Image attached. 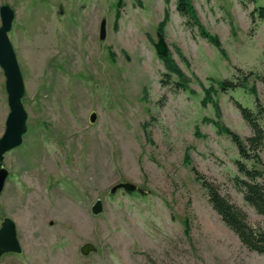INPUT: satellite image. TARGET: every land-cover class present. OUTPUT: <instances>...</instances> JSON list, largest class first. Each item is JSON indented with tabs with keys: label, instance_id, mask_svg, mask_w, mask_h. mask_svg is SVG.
Returning <instances> with one entry per match:
<instances>
[{
	"label": "rangeland",
	"instance_id": "374dc122",
	"mask_svg": "<svg viewBox=\"0 0 264 264\" xmlns=\"http://www.w3.org/2000/svg\"><path fill=\"white\" fill-rule=\"evenodd\" d=\"M118 1L0 0L14 10L8 37L27 112L22 143L4 155L0 193V222L14 221L22 253H6L0 264H264L213 210L191 171L195 166L249 225L264 230V216L235 185L243 177L236 146L220 131L251 134L234 100L255 110L254 96L217 86L236 68L264 76V20L249 15L264 0L246 8L241 0H191L219 45L186 24L177 0ZM157 32L185 89L175 88L181 78L154 47ZM165 72L171 79L163 84ZM248 82L264 105L262 82ZM8 112L0 68V136ZM259 154L264 163V141ZM122 181L147 193L111 194ZM85 242L96 250L83 255Z\"/></svg>",
	"mask_w": 264,
	"mask_h": 264
},
{
	"label": "trees",
	"instance_id": "16d2710c",
	"mask_svg": "<svg viewBox=\"0 0 264 264\" xmlns=\"http://www.w3.org/2000/svg\"><path fill=\"white\" fill-rule=\"evenodd\" d=\"M254 2L255 0H241V4L244 8H246L248 4ZM119 5H121V0L118 1V6ZM176 9L181 16L186 18L187 25H196L203 38L215 45H219L218 38L201 26L191 0H177ZM249 15L252 22H254L255 18L264 20V6H254L249 12ZM159 29H161V26ZM162 57L167 63V69L181 78L180 81H173L175 88L185 89L186 84L181 71L176 67L168 54ZM170 72L163 73L166 80L161 79V83L164 84L165 81L170 82ZM252 76L259 79L264 87L263 75L255 74L252 71L244 73L240 68H236V72L232 77L217 82L218 89L222 92L234 90L236 88H243L247 93L254 96L255 110H252L249 107L242 105L237 100H234V104L238 108L242 118L250 127L251 134L241 138L237 133L224 126H220V131L230 138L238 152V158L234 160V164L238 173L243 177H234L236 187L242 192L243 199L253 207L258 214L264 216V163L259 154L264 141V130L261 125V121H264V105L257 95L255 85H249L248 81ZM210 90L211 88L205 89L207 100L211 99L209 98ZM247 161H253V165L247 166ZM186 163L190 164L187 155ZM191 171L194 174L195 180L199 182L201 187L206 191L208 201L213 210L237 235L240 242L249 250L264 255V230L260 227L254 228L249 225L246 213L236 204L231 202L228 197L222 195L217 184L206 178V176L200 173L195 166H191Z\"/></svg>",
	"mask_w": 264,
	"mask_h": 264
},
{
	"label": "water",
	"instance_id": "95a60500",
	"mask_svg": "<svg viewBox=\"0 0 264 264\" xmlns=\"http://www.w3.org/2000/svg\"><path fill=\"white\" fill-rule=\"evenodd\" d=\"M14 18V10L9 4L0 5V68L5 77V90L9 112L5 120V129L0 136V193L4 187L8 169L4 165V155L22 143L23 134L26 132L27 112L24 108L22 98L25 92L24 82L20 67L8 37ZM105 36V20L103 19L99 27V39ZM157 53L166 56L168 49L162 35L157 32V41L154 44ZM89 122L92 124L96 120V113L92 111L89 115ZM127 192H138L146 194L147 191L129 181H122L114 184L109 192L112 194L116 190ZM102 211L101 200L96 201L91 206V212L95 215ZM83 255L96 250L91 242H85L79 248ZM6 253H22V247L16 234L14 221L9 217H3L0 222V258Z\"/></svg>",
	"mask_w": 264,
	"mask_h": 264
}]
</instances>
